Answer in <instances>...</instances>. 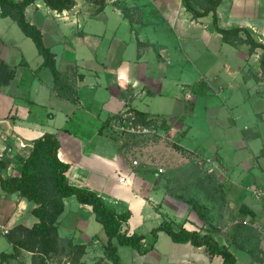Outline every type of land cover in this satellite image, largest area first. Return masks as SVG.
Here are the masks:
<instances>
[{
  "label": "crops",
  "instance_id": "0c3cea01",
  "mask_svg": "<svg viewBox=\"0 0 264 264\" xmlns=\"http://www.w3.org/2000/svg\"><path fill=\"white\" fill-rule=\"evenodd\" d=\"M217 13L220 28H240L241 38L248 32L264 44V0H223ZM1 14L0 8V67L15 68L8 85L0 81V160L9 162L4 178L19 176L34 142L52 133L61 143L59 158L71 165L70 184L95 191L120 214L130 211L123 230L144 235L148 246L154 242L146 254L118 246L123 263L223 262L205 246L174 242L165 232L155 241L152 230L167 221L176 231L209 233L230 249L236 264H264V198L252 192L264 189L262 48L226 43L213 13L195 18L184 0H75L64 11L36 0L25 16L42 32L57 69L77 92L73 103L58 95L34 41ZM129 109L164 121L161 137L175 142L155 164L148 140L126 146L100 133L108 118ZM137 148L143 160L132 157ZM204 159L221 170L189 171ZM151 164L162 172H151ZM35 206L0 187V220L11 231L38 222ZM94 220L92 209L76 196L65 199L60 231L75 233L70 238L87 253L106 242L103 227L99 234L87 233ZM2 242L7 246L0 250V264H36L27 251L1 263L2 253H13L0 234Z\"/></svg>",
  "mask_w": 264,
  "mask_h": 264
},
{
  "label": "trees",
  "instance_id": "16d2710c",
  "mask_svg": "<svg viewBox=\"0 0 264 264\" xmlns=\"http://www.w3.org/2000/svg\"><path fill=\"white\" fill-rule=\"evenodd\" d=\"M36 0H0L2 17H11L15 20L23 32L30 37L36 44L40 55L44 57V66L50 68L55 78V89L60 97L78 103L77 92L69 85L65 76L57 69L55 55L51 49L47 48L43 41L42 32L32 25L25 16V9ZM184 0L185 6L195 18L203 17L213 13L214 25L218 32L223 35L226 43L236 45L242 41L248 42L253 49L259 47L263 49L261 57V67L264 71V44L256 43L247 32L248 37L244 40L240 33L242 29H223L218 26L217 9L223 0ZM46 4L54 10H70L75 6V0H45ZM199 4L202 11L195 8L194 4ZM15 75V68L2 63L0 67V81L2 85H8ZM134 112L138 122L144 125H151L160 122V127H165L164 121L151 119L146 114ZM119 116L115 115L108 118L101 132L111 133V124ZM61 143L57 136L52 133H45L34 142V148L23 161V167L19 176L4 178L2 170L9 165L8 160H0V187L7 194L19 193L21 197L35 203L32 214L38 219V222L28 229L24 226H17L13 231L7 234L9 242L13 245V253L1 254V263L10 259L19 258L24 251L31 252L33 255H42L44 258L53 254L59 247L60 238V218L65 211V199L76 196L79 203L89 206L95 215L96 221L103 227L106 236L104 251L107 259L112 264L123 263L117 253L118 246H130L141 254H146L154 249V242L149 246L146 244L144 235L131 233L123 230L131 219V212L118 213L109 208L105 201L93 190L70 184L68 172L71 165L63 162L59 158ZM160 232H165L177 243H192L196 247L205 246L211 255H219L223 258L221 264H236V256L228 247L220 244L209 235L201 234L197 231H189L181 227L178 231L174 230L170 222L164 221L158 227L152 230L155 241ZM117 241V244H115ZM68 243L73 248L80 250V258L85 254V246L75 244L70 238ZM79 258V259H80ZM35 262V257H33ZM43 260L41 264H46ZM34 264V263H33Z\"/></svg>",
  "mask_w": 264,
  "mask_h": 264
},
{
  "label": "rangeland",
  "instance_id": "374dc122",
  "mask_svg": "<svg viewBox=\"0 0 264 264\" xmlns=\"http://www.w3.org/2000/svg\"><path fill=\"white\" fill-rule=\"evenodd\" d=\"M122 125H125V122H120L118 124L116 121L111 124V133L110 135L120 141L121 143H124L129 145L133 140H138V141H144L148 140L153 144V147L149 149L148 155L150 160H152V164H155L156 159H159V155L163 153H166L167 151L170 152L171 148H174L175 142L172 141L171 138L168 137H161L158 135H141V134H131L129 132L123 131L122 130ZM137 142V141H136ZM124 146V147H126ZM135 160H143L145 157L144 151L142 149L138 150L136 149L135 153L132 155ZM154 159V161H153ZM150 165L151 172H158L161 173L162 170L158 168V165ZM189 171H194V172H208L206 166L204 165H196L194 162L192 163V167ZM109 207H112V205L109 203L107 204ZM240 223H243L244 220L238 221ZM0 224H3L0 220ZM254 228V227H253ZM102 229V225L98 223L96 220L91 224L89 230L87 233L90 235L91 233H98ZM60 233V238L61 242L59 247L56 249V251L49 255L48 257H43L42 255H34L35 257V262L36 264H41L43 260H47L46 264H112L111 261H109L104 253V248L100 245V243L93 244L94 246L92 247V250L87 253L85 249V254L80 258L81 252L80 250H77L73 248L72 246L69 245L68 240L70 239V236H75V233L72 234L69 231L65 232L64 230L61 229ZM0 234L1 230H0ZM104 234V232H103ZM105 236V234H104ZM106 237V236H105ZM97 238V237H96ZM73 242L75 243L74 238ZM7 246L5 242L0 243V250L1 249H6ZM86 248V246H85ZM6 251V250H5ZM87 254L86 258L84 257ZM80 258V259H79ZM84 258V259H83ZM26 264V261L24 262Z\"/></svg>",
  "mask_w": 264,
  "mask_h": 264
},
{
  "label": "built area",
  "instance_id": "2783aa9c",
  "mask_svg": "<svg viewBox=\"0 0 264 264\" xmlns=\"http://www.w3.org/2000/svg\"><path fill=\"white\" fill-rule=\"evenodd\" d=\"M107 1L110 3H116L119 0H107ZM115 121L118 124L124 121L125 125H122V130L129 132L131 134H141V135H146V136L147 135H158V136L162 135L160 122H157L156 124H151V125H144L143 123L138 122L137 117L134 112L127 111L123 115L119 116V118L116 119ZM197 164L208 166L207 167L208 172H217V171L219 172L221 170L220 167L217 164H215V162L212 161L211 159H204L202 161L197 162ZM121 182H126L125 178H122ZM252 192H253V195L257 199L264 198V189L255 188L252 190ZM243 223L250 225V223L246 220H244ZM0 230L3 235H7L10 232L9 227L6 226L5 224H0Z\"/></svg>",
  "mask_w": 264,
  "mask_h": 264
}]
</instances>
